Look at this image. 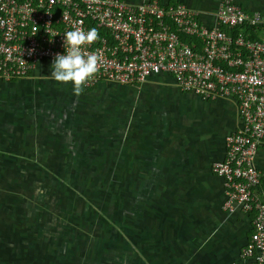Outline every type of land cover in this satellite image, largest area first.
Segmentation results:
<instances>
[{
    "label": "crops",
    "instance_id": "crops-1",
    "mask_svg": "<svg viewBox=\"0 0 264 264\" xmlns=\"http://www.w3.org/2000/svg\"><path fill=\"white\" fill-rule=\"evenodd\" d=\"M218 1L161 0L185 5L206 27ZM234 3L264 22V0ZM241 34L263 39L264 25ZM52 63L41 59L25 78L0 81V264H48L47 249L63 235L56 264L236 262L250 214L222 209V179L211 172L240 127L234 100L181 92L166 74L135 89L104 83L75 95L70 82L50 77ZM74 156H87L90 172L118 174L119 214L73 199L45 216L31 212L24 192L33 168L53 174L75 167ZM253 157L254 193L264 202V137Z\"/></svg>",
    "mask_w": 264,
    "mask_h": 264
},
{
    "label": "built area",
    "instance_id": "built-area-1",
    "mask_svg": "<svg viewBox=\"0 0 264 264\" xmlns=\"http://www.w3.org/2000/svg\"><path fill=\"white\" fill-rule=\"evenodd\" d=\"M262 25L234 0L218 1L210 27L185 5L161 0H0V81L23 79L39 60L65 54L67 31L95 27L100 39L85 51L100 57L99 71L85 88L135 89L166 74L181 92L232 98L240 127L225 137L211 172L222 179V209L250 214V234L231 264H264V202L254 193L253 165L264 137V38L241 34Z\"/></svg>",
    "mask_w": 264,
    "mask_h": 264
},
{
    "label": "rangeland",
    "instance_id": "rangeland-1",
    "mask_svg": "<svg viewBox=\"0 0 264 264\" xmlns=\"http://www.w3.org/2000/svg\"><path fill=\"white\" fill-rule=\"evenodd\" d=\"M71 120L73 122L74 119ZM72 128L73 127L70 129ZM73 130L75 129L73 128ZM72 159L76 162L75 167L62 168L61 166H58L55 167L56 170L53 174H44L43 172H39L33 168L31 176L29 175L25 180H29L27 182V184H29V189L24 192L27 194L28 190H30L31 196H29L31 197V212L43 214L45 216V214L55 210V207H57V204L55 203H58L59 205V202H66V200L73 199L75 202L78 200L77 203L79 204V208H86L87 211H89L88 209H91L92 206H95V212L97 210L99 212L105 211V213L108 214H113V212H117L119 214V189L114 182L118 180V174H108L103 172V166L99 167L97 172H90L89 158L87 156L80 157L78 158L79 160L74 156ZM78 162H80L83 166L80 167ZM83 167L88 170V172L86 171L87 173L82 171L80 172L79 169H82ZM18 190L19 189L17 188V192ZM55 199L58 202H54L53 205L52 202ZM65 236L66 235L59 238L57 237V241L55 240L56 244L52 246L50 245L51 248L49 246V249H47V254H50L48 264H56L54 257L58 251H60L61 255L64 254L61 251L62 248L58 246V239H64Z\"/></svg>",
    "mask_w": 264,
    "mask_h": 264
},
{
    "label": "clouds",
    "instance_id": "clouds-1",
    "mask_svg": "<svg viewBox=\"0 0 264 264\" xmlns=\"http://www.w3.org/2000/svg\"><path fill=\"white\" fill-rule=\"evenodd\" d=\"M82 24V22H81ZM55 36V35H54ZM65 54H56L51 65L50 77L58 83H71L73 93L80 95L89 81L99 71L100 57L85 49L100 39L98 30L93 27L85 31L82 27L64 33Z\"/></svg>",
    "mask_w": 264,
    "mask_h": 264
},
{
    "label": "trees",
    "instance_id": "trees-1",
    "mask_svg": "<svg viewBox=\"0 0 264 264\" xmlns=\"http://www.w3.org/2000/svg\"><path fill=\"white\" fill-rule=\"evenodd\" d=\"M230 34L233 35V34H235V32H232V31H231ZM16 80H18V79H16ZM12 81H15V80H12ZM93 88H94V87H93ZM87 89H91V88H84V91H87Z\"/></svg>",
    "mask_w": 264,
    "mask_h": 264
},
{
    "label": "flooded vegetation",
    "instance_id": "flooded-vegetation-1",
    "mask_svg": "<svg viewBox=\"0 0 264 264\" xmlns=\"http://www.w3.org/2000/svg\"><path fill=\"white\" fill-rule=\"evenodd\" d=\"M40 100H41L40 96H37L36 101H40Z\"/></svg>",
    "mask_w": 264,
    "mask_h": 264
}]
</instances>
